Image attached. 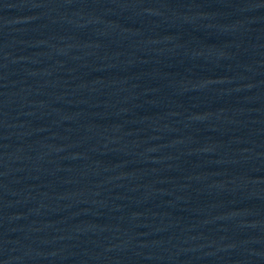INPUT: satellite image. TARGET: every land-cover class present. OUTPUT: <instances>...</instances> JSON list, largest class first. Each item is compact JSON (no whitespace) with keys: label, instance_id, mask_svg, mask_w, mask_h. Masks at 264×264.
<instances>
[{"label":"water","instance_id":"95a60500","mask_svg":"<svg viewBox=\"0 0 264 264\" xmlns=\"http://www.w3.org/2000/svg\"><path fill=\"white\" fill-rule=\"evenodd\" d=\"M0 264H264V0H86L0 204Z\"/></svg>","mask_w":264,"mask_h":264}]
</instances>
